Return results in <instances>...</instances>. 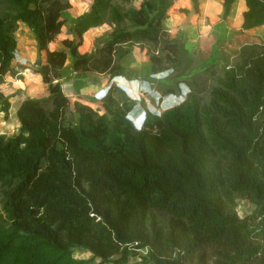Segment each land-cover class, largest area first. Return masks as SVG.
<instances>
[{
    "label": "trees",
    "instance_id": "16d2710c",
    "mask_svg": "<svg viewBox=\"0 0 264 264\" xmlns=\"http://www.w3.org/2000/svg\"><path fill=\"white\" fill-rule=\"evenodd\" d=\"M134 1L92 0L63 44L75 72L110 80L133 78L120 61L136 45L153 74L171 71L144 81L163 96L189 88L161 115L147 110L140 129L129 118L139 103L115 84L98 109L64 93L67 53L49 45L69 0H0L2 111L15 96L1 85L20 23L49 92L22 101L17 134L0 133V264H264V43L243 46L222 73L215 62L192 67L185 39L166 27L174 0ZM235 2L223 0V19ZM244 2L242 29L264 26V0ZM106 24L110 38L80 53L83 36ZM239 199L254 206L244 217Z\"/></svg>",
    "mask_w": 264,
    "mask_h": 264
},
{
    "label": "crops",
    "instance_id": "0c3cea01",
    "mask_svg": "<svg viewBox=\"0 0 264 264\" xmlns=\"http://www.w3.org/2000/svg\"><path fill=\"white\" fill-rule=\"evenodd\" d=\"M197 1L198 9H196L193 0H174V6L171 8L169 19L166 21V27L170 36L173 38L179 35L182 36L183 39H185V48L192 56L199 55L201 57L202 55V58L207 62L210 59L214 60V53H216L217 59L213 61L216 64L222 61L232 63V59L237 56L241 47H243V45L239 46V48L233 47V34L241 33L248 37L243 43L244 46L247 44L258 43L255 42L256 39H262L261 36L253 33L254 29L248 31L242 29L244 20L243 14L247 10L244 0H236L226 20L222 18L223 0ZM142 2L143 0H135L133 3H136V5H139L138 7H140ZM133 7L137 8L136 6ZM108 27L109 25H103L92 28L89 31L90 33L92 31L94 36H89L88 34L86 36L89 38L101 36L102 40H104V38L109 39L112 29L110 30V27ZM235 49H237V51L234 53ZM130 50V53L121 59L120 64L133 78L127 79L126 77H122L125 78L128 83H124L121 78L116 79V82H121V85H124L126 91H130L129 94L135 97V95L138 96L139 90L138 83H136L135 80H144L145 76L154 75L149 56L145 52H142L136 45L130 46ZM35 52L37 53V48ZM35 52H32V49L30 50V59ZM233 53L234 55H232ZM73 62V58L68 57V62L62 70L61 84L64 93L67 96H72L73 98L76 97V99L78 97H83L91 101H99L98 99L102 94L108 90V88L104 87L110 83L109 77L102 74H80L75 72L72 68ZM111 82L113 81L111 80ZM39 83H41L40 85H43L44 82L41 79L39 80ZM33 84L35 85V82H33ZM44 85L46 84L44 83ZM64 87L67 88L65 89ZM138 105L135 108V114H138L141 111V113H143V110H140V106ZM17 107L18 104H14L11 110L15 108L17 109ZM17 123H19V120Z\"/></svg>",
    "mask_w": 264,
    "mask_h": 264
},
{
    "label": "rangeland",
    "instance_id": "374dc122",
    "mask_svg": "<svg viewBox=\"0 0 264 264\" xmlns=\"http://www.w3.org/2000/svg\"><path fill=\"white\" fill-rule=\"evenodd\" d=\"M69 2L71 3V8L62 13V17L65 19V25L62 29V32H61V34L58 35L56 40L49 45L50 50L65 51L67 53V60H66L65 65L68 62V57H71V55H70L69 49L64 46L63 40L72 39V35L70 34V29H71L72 25L74 24V22L76 21V18L79 15L83 14L84 12H86L90 9V6L92 4V0H69ZM131 6H136L137 8H139L138 7L139 5H136V3H133ZM126 7L128 8L129 6L127 5ZM253 29H254L253 33L255 35H259L262 37V39L259 38V39H256V41L255 40L254 41L258 42V43H263L264 42V26L253 28ZM110 30H111V27H110ZM246 31H248V30H246ZM108 32H110V31H108ZM87 34L89 36H94L92 31H91V33L89 31L88 33H86L83 36V43L79 47L80 53L93 52L97 47L102 46L105 43V41L108 40V38H104V40H102L101 36L89 38L86 36ZM16 37L18 39V48H17L16 57L13 61L14 72L8 73L4 78L3 84L1 85V89L5 95H8V96H10L12 94L15 95V96L10 98L11 107L9 109L8 115H6L5 112L2 111L1 106H0V133L1 134H7L9 136L15 135L19 132L20 122L17 123V121H18L17 110H18L20 104L22 103V101H24L27 98V96L36 97V98H43L45 96H48L47 86L44 85V83H43V85H40L41 83H39V80L42 79L41 75L34 71V67H36L35 61H36L37 53L35 52L36 42L34 40V35H33L32 31L25 24L20 23L19 28L16 32ZM232 37H233V47H235V48L236 47L239 48V46H242V45L244 46L243 43L246 41V39H248V37H246V35H244V34L242 35L241 33L235 34V35L233 34ZM232 37H231V39H232ZM86 38H87V40H86ZM261 41H263V42H261ZM138 48H140V47H138ZM31 49H32V52H35V53H34L33 57L30 59L29 53H30ZM141 51L146 53L147 49H145V50L141 49ZM236 51H237V49H235L234 53ZM234 53L232 55H234ZM45 56L46 55L44 53V58H43L44 61H45ZM202 57H203L202 55H201V57L199 55L198 56L193 55L192 58H194L193 59L194 61H193L191 66L197 67L201 63L206 62ZM229 57H230V55H229ZM236 57H234L232 59L233 60L232 63L229 62V61H231V60H229L228 61L229 63L222 61V62H219L218 64H215L214 69H216L218 73H222V71L225 68L230 67L236 61ZM215 59H217L216 53H214V60L210 59L207 61V63H213V61H215ZM170 73H171V71H169L168 73L165 72L163 75L159 74L156 78H164L165 76H168ZM138 81H139L140 85H142V84L144 86L146 85V83L143 79H140ZM33 82H35V85L33 84ZM207 82H209V81L207 80ZM111 84H115L116 86H118L120 88H124V85H121V82L112 83L111 80H110V83L107 84V86H105L104 88H110ZM158 88L159 87L157 85V88L154 87L150 91L149 90L143 91L144 93L140 89L139 93H138L139 97L136 95H135V97H133L131 95L129 96L128 94L127 95L130 98L137 100V102L140 104L138 106H140V110L142 109L143 112H145V110H149V109L151 111L155 112L156 109H159L162 113L163 111H165L166 109L170 108L173 105H172V100H169V101L167 100V101L163 102V100L160 98V97H163V95L158 90ZM186 93L188 94V91ZM68 97L71 99L70 101H71L72 105L74 104V102L79 101V102L85 103L87 105H90L94 109H98L99 106L101 105V102H102L99 99H98L99 101H96V100L91 101V100H89L87 98H83V97H78L77 99H76V97L73 98L72 96H68ZM141 100H143V101H141ZM161 102H163V103L161 104ZM14 104L15 105L18 104V107H17V109L15 108V109L11 110V108ZM72 105H71V108L73 109ZM48 107H51V105H48ZM71 108L67 112V118L72 120L73 123H75V122H77V116L75 115V113H73ZM130 118L133 120V122H135L137 124L138 128L141 127L140 126L141 121L139 120V118L142 119L141 116H138L136 118L134 114H131ZM253 208H254L253 204L250 201H248L247 199H239L238 200V211H239L240 216L244 217V216L250 214L253 211ZM74 254H75V257H78V258L92 257V255L90 253L81 252L79 250L74 251Z\"/></svg>",
    "mask_w": 264,
    "mask_h": 264
},
{
    "label": "clouds",
    "instance_id": "9594fccd",
    "mask_svg": "<svg viewBox=\"0 0 264 264\" xmlns=\"http://www.w3.org/2000/svg\"><path fill=\"white\" fill-rule=\"evenodd\" d=\"M165 72H169V71H165ZM165 72H162V73H159V74H164ZM159 74H153L154 76H151V77H154L155 79H162V78H156ZM122 77H124V76H119V77H115L112 81V83H115L116 82V79H120V78H122ZM165 77H167V76H165ZM164 77V78H165ZM135 81H138V80H135ZM146 82V81H145ZM112 85V84H111ZM138 86H139V84H138ZM146 88H145V90L143 89V91H150L151 89H153L154 87L153 86H151V85H149L147 82H146ZM111 87V86H110ZM109 89L110 88H108V90L106 91V92H104L103 94H102V98L101 99H99V100H102V99H104L106 96H107V94H108V91H109ZM125 91H126V89H125V87L123 88ZM139 90H140V86H139ZM139 90H138V93H139ZM141 91H142V89H141ZM142 91V92H143ZM188 91V93H189V88L186 86V85H182V86H180V88H179V91L177 92V93H172V94H169V95H166V96H163V97H160L162 100H163V102L164 101H169V100H172V105L173 106H171V107H174V106H177V105H179V104H181L185 99H186V97H187V92ZM126 93L128 94V92L126 91ZM144 93V92H143ZM129 96H130V94H128ZM139 97V96H138ZM144 98V97H143ZM134 100H136V99H134ZM142 101V100H141ZM163 102H161V104L163 103ZM170 107V108H171ZM149 109V108H148ZM150 110V109H149ZM158 110L159 109H156L155 110V112L154 113H156L157 115H161V111H160V114H158ZM146 111L147 110H145V112H143V113H138V114H135V109L133 110V112H131L130 114H129V118H130V115L131 114H134L135 115V117L137 118L138 116H140L141 115V118L142 119H140L139 118V120L141 121L140 122V126L142 127L143 126V123H144V120H145V118H146ZM151 111V110H150ZM151 112H153V111H151ZM131 119V118H130ZM132 120V119H131ZM132 122H133V120H132ZM134 124H135V126L137 127V124L135 123V122H133ZM140 127V128H141ZM138 128V127H137ZM140 128H138V129H140Z\"/></svg>",
    "mask_w": 264,
    "mask_h": 264
},
{
    "label": "built area",
    "instance_id": "2783aa9c",
    "mask_svg": "<svg viewBox=\"0 0 264 264\" xmlns=\"http://www.w3.org/2000/svg\"><path fill=\"white\" fill-rule=\"evenodd\" d=\"M135 82L139 84L140 89H142V91H143V89L145 90L146 86H144L143 84L140 85L139 81H135ZM145 83H146V82H145ZM101 98H102V97H101ZM101 98H99V99H101ZM158 114H160V111H159V110H158Z\"/></svg>",
    "mask_w": 264,
    "mask_h": 264
},
{
    "label": "water",
    "instance_id": "95a60500",
    "mask_svg": "<svg viewBox=\"0 0 264 264\" xmlns=\"http://www.w3.org/2000/svg\"><path fill=\"white\" fill-rule=\"evenodd\" d=\"M121 79L124 81V83H128V81L125 78H121ZM127 92H128V94L130 93V91H127Z\"/></svg>",
    "mask_w": 264,
    "mask_h": 264
}]
</instances>
